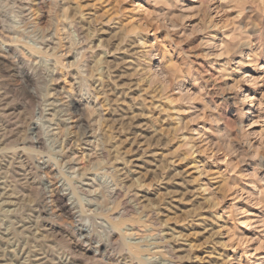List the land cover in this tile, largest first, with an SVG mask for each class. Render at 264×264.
<instances>
[{
    "label": "clouds",
    "instance_id": "clouds-1",
    "mask_svg": "<svg viewBox=\"0 0 264 264\" xmlns=\"http://www.w3.org/2000/svg\"><path fill=\"white\" fill-rule=\"evenodd\" d=\"M0 264H264V0H0Z\"/></svg>",
    "mask_w": 264,
    "mask_h": 264
}]
</instances>
